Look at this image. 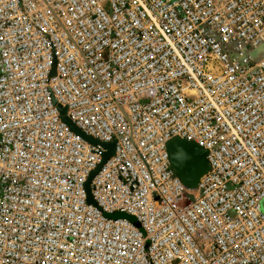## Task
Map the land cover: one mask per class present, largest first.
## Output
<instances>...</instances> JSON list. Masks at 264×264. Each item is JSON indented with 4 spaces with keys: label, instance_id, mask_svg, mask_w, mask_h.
Instances as JSON below:
<instances>
[{
    "label": "built area",
    "instance_id": "built-area-1",
    "mask_svg": "<svg viewBox=\"0 0 264 264\" xmlns=\"http://www.w3.org/2000/svg\"><path fill=\"white\" fill-rule=\"evenodd\" d=\"M0 264H264V0H0Z\"/></svg>",
    "mask_w": 264,
    "mask_h": 264
},
{
    "label": "water",
    "instance_id": "water-1",
    "mask_svg": "<svg viewBox=\"0 0 264 264\" xmlns=\"http://www.w3.org/2000/svg\"><path fill=\"white\" fill-rule=\"evenodd\" d=\"M190 146V149L188 150L187 154H184L183 147ZM176 150V151H175ZM169 151L171 154V157L173 159L174 165L178 173L180 174L182 180L189 186H195L198 182L199 177L204 173L207 166L204 161L205 152L203 149L197 147L195 144L183 141V140H174L171 143H169ZM179 159H182L183 161L185 159L191 160L194 159L196 161H202L203 162V171L200 173V175L193 180L191 175H186L183 173V171L180 170V162Z\"/></svg>",
    "mask_w": 264,
    "mask_h": 264
},
{
    "label": "rangeland",
    "instance_id": "rangeland-1",
    "mask_svg": "<svg viewBox=\"0 0 264 264\" xmlns=\"http://www.w3.org/2000/svg\"><path fill=\"white\" fill-rule=\"evenodd\" d=\"M190 149V146L183 147L184 154L188 153V150ZM176 151V150H175ZM180 162V170L183 171L186 175H191L193 180H195L200 173L203 171V162L202 161H196L194 159L188 160L185 159L184 161L182 159H179ZM113 217L121 216V214H113L111 215Z\"/></svg>",
    "mask_w": 264,
    "mask_h": 264
}]
</instances>
